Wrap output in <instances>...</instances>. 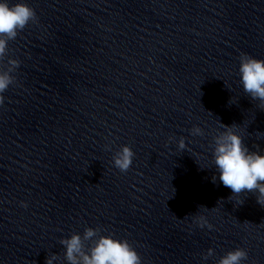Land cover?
I'll list each match as a JSON object with an SVG mask.
<instances>
[{"label":"clouds","instance_id":"obj_1","mask_svg":"<svg viewBox=\"0 0 264 264\" xmlns=\"http://www.w3.org/2000/svg\"><path fill=\"white\" fill-rule=\"evenodd\" d=\"M30 22H38L34 9L25 3H15L10 6L9 0H0V65H2L0 66V107L5 103L3 94L10 86L16 84L14 73L21 65L19 59L9 56L11 51L9 43L15 41L19 33ZM6 58L7 66L4 67L3 62ZM239 60L243 90L252 100H259L260 108L264 110V59H256L246 53H241ZM220 126L225 130L213 138L212 154V162L219 173L220 182L230 188L236 196L244 192L258 193L257 203L264 206V154H260L259 151H249L242 136L238 134V125L227 126L220 123ZM190 134L203 136L204 132L199 126H194ZM256 135L257 139L264 136L262 133ZM171 139L173 138L170 137ZM185 149V138L181 137L178 141V150ZM134 156L135 153L131 147L124 145L113 155V165L121 173H126L132 166ZM216 179L214 175L213 183ZM233 195L228 199L231 200ZM243 203V199L237 201V205ZM20 205L24 208L28 207L24 201H21ZM200 209L209 210L204 206H200ZM192 219L193 223L201 229L207 227L211 230L213 228V225L203 215H193ZM102 231L99 227H86L82 235L73 233L70 238L61 239L59 243L65 248L64 259L68 264H142V257L126 239L114 238L112 234L103 235ZM213 255L214 249L209 248L202 255V260L206 261ZM58 259L60 257L57 254H51L46 259V264H53ZM247 259V250L237 247L228 251L216 264H242V261Z\"/></svg>","mask_w":264,"mask_h":264}]
</instances>
